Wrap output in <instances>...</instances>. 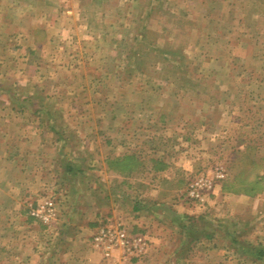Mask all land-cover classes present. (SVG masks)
Segmentation results:
<instances>
[{"label": "rangeland", "instance_id": "obj_1", "mask_svg": "<svg viewBox=\"0 0 264 264\" xmlns=\"http://www.w3.org/2000/svg\"><path fill=\"white\" fill-rule=\"evenodd\" d=\"M258 250L264 0H0V264Z\"/></svg>", "mask_w": 264, "mask_h": 264}, {"label": "trees", "instance_id": "obj_2", "mask_svg": "<svg viewBox=\"0 0 264 264\" xmlns=\"http://www.w3.org/2000/svg\"><path fill=\"white\" fill-rule=\"evenodd\" d=\"M256 183H258L257 181H254V185L256 184ZM233 243L235 244L236 242H235V240H233ZM264 257V252L263 251H260V250H258V252H257V260H260V259H262Z\"/></svg>", "mask_w": 264, "mask_h": 264}]
</instances>
